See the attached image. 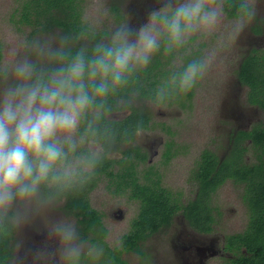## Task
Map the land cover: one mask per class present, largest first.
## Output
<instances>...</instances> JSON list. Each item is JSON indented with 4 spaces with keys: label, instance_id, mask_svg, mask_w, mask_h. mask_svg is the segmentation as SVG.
I'll return each mask as SVG.
<instances>
[{
    "label": "clouds",
    "instance_id": "clouds-1",
    "mask_svg": "<svg viewBox=\"0 0 264 264\" xmlns=\"http://www.w3.org/2000/svg\"><path fill=\"white\" fill-rule=\"evenodd\" d=\"M157 3L139 26L128 18L105 28L109 13L97 9L71 31L27 29L0 58V241L14 248L7 264H117L122 240L108 254L59 209L106 161L124 159L122 146L148 139L143 107L158 111L185 98L258 14L257 0ZM212 37L214 47L145 92L154 56L175 64L182 50ZM37 219L45 239L28 247L17 236Z\"/></svg>",
    "mask_w": 264,
    "mask_h": 264
},
{
    "label": "flooded vegetation",
    "instance_id": "flooded-vegetation-1",
    "mask_svg": "<svg viewBox=\"0 0 264 264\" xmlns=\"http://www.w3.org/2000/svg\"><path fill=\"white\" fill-rule=\"evenodd\" d=\"M113 1L108 5L110 24L129 18L135 26L145 21L142 16L149 12L152 3H156V0H130L124 7L121 0ZM112 6L117 8V13ZM234 87L237 88L238 84ZM144 110H148L143 112L148 119L145 123L148 139L122 146L120 155L124 159L117 156L106 161L97 178L78 196L70 197L59 210L65 215L76 216L83 235L94 241L103 240L108 254L114 252L113 242L122 240L123 250L114 253L117 264H240L245 258L249 260L250 255L237 237L247 229L249 222L242 196L240 203L244 208L241 211L244 219L238 221L235 218V225L230 218L235 210H225L214 202L216 191L226 183L237 185L234 181L226 179L211 193L210 209L203 210L198 217L192 216L196 211L182 206L196 197L199 181L195 178V169L205 151L209 150L221 162L231 148V136L238 130L250 129L251 124L229 129L221 146H204L188 172L187 180L193 184V188H188L191 193L186 188L182 193L166 180V169L186 154L187 147L167 138L170 130L164 120L159 121L165 116L162 109L153 111L143 107ZM135 118L134 113L131 119ZM158 189L165 190L161 194L169 196L177 206L173 211H164L168 214L165 217H158L154 208L142 209V201L148 202L149 198L155 197ZM93 227L95 231H91ZM41 228L42 223L37 219L32 225L25 226L17 239L28 247L39 246L45 239L38 231ZM9 246L13 256L11 241Z\"/></svg>",
    "mask_w": 264,
    "mask_h": 264
},
{
    "label": "trees",
    "instance_id": "trees-1",
    "mask_svg": "<svg viewBox=\"0 0 264 264\" xmlns=\"http://www.w3.org/2000/svg\"><path fill=\"white\" fill-rule=\"evenodd\" d=\"M82 3L83 0H18L15 23L19 27L32 29L33 34H36L37 29L52 34L54 30L71 31L83 20ZM112 8L117 13V8L115 6ZM227 18L231 19V12ZM250 31L255 37L262 35L264 21L255 18ZM200 55L198 49L190 52L182 50L178 58L180 60L178 67ZM172 62V58H165L162 54L154 56L144 75L145 92L154 87L166 73L178 68ZM235 78L238 86L245 90L246 105L255 107L264 114V48H252L240 56ZM194 92L195 89L179 102L169 106L186 107L187 103L191 102ZM145 118L146 115H143L146 123L148 119ZM231 140V148L221 162L209 150L205 151L195 169V178L199 181L196 197L182 208L196 211L192 216L198 217L203 210L210 209L211 193L226 179H231L242 186V201L248 210L249 222L247 229L237 237L241 239L242 246L250 258L249 260L245 258L240 264H264V124L258 122L248 130H238L231 136ZM163 192L165 190L158 189L155 197L149 198L148 202L143 200L142 209L145 211L154 208L158 212V217L167 216L168 214L164 212L166 210L177 209L175 202H171L169 196L161 194ZM11 258L12 249L9 241H0V264H7Z\"/></svg>",
    "mask_w": 264,
    "mask_h": 264
},
{
    "label": "rangeland",
    "instance_id": "rangeland-1",
    "mask_svg": "<svg viewBox=\"0 0 264 264\" xmlns=\"http://www.w3.org/2000/svg\"><path fill=\"white\" fill-rule=\"evenodd\" d=\"M112 3L114 2L111 0ZM110 0H83V17L94 13L97 9L107 10ZM130 0H121L124 7ZM152 3V2H151ZM159 7L152 3L150 10ZM258 19L264 21V0H257ZM149 10V11H150ZM109 17H110V12ZM147 11L142 16L144 22L147 19ZM18 0H0V49L1 58H6L8 51L14 46V38L22 35L27 29L25 26H17ZM108 17V18H109ZM230 20L226 17V23ZM248 25L245 33L237 42L231 44L222 51L207 76L195 88L191 102L184 108L168 106L162 109L165 114L159 121L164 120L170 130L167 138H172L179 145L187 147L186 154L173 161L166 169V180L182 193L186 189L193 188V184L187 180L188 172L193 168L198 152L205 146L223 145L226 133L236 126H252L254 123L264 124V114L255 107L246 105L244 101L245 90L237 85L235 71L238 67L240 56L246 54L252 48H264V32L259 37L253 36ZM111 26L109 20L105 26ZM216 37H212L204 44L186 49V52L198 49L202 55L205 50L214 47ZM177 59L174 66L178 67ZM155 122H158L157 119ZM248 158V157H247ZM250 158V156H249ZM179 160V161H178ZM190 182V183H189ZM188 189V190H189ZM243 187L234 184H224L214 196V202L225 210H235L230 217L235 225V218L243 220L244 208L240 203ZM189 193L191 191L189 190ZM227 213H231L228 211Z\"/></svg>",
    "mask_w": 264,
    "mask_h": 264
}]
</instances>
